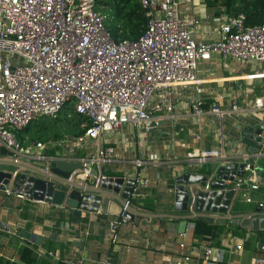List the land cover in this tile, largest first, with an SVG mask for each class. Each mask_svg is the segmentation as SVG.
<instances>
[{
  "label": "built area",
  "instance_id": "2783aa9c",
  "mask_svg": "<svg viewBox=\"0 0 264 264\" xmlns=\"http://www.w3.org/2000/svg\"><path fill=\"white\" fill-rule=\"evenodd\" d=\"M140 2L148 16L145 32L137 40L117 41L107 27L108 14L97 10L96 0H0V150L5 147L15 157L40 165L56 157L74 161L76 149L119 133L125 125L141 128L147 121L164 120L173 110L175 88L199 84L200 61L207 53L238 63L257 62L264 79V24L247 25L244 14L233 15L221 21L220 39L199 40L196 28L201 21L183 16L179 0ZM68 103L82 117L83 133L31 139L27 144L18 136L40 117L56 119ZM191 110L199 118L210 113L221 125L227 115L249 109L236 101L228 108L214 101L205 110L195 99ZM251 110L264 112L263 97L255 99ZM55 146L69 156L50 155L48 148ZM112 152L103 148L100 158L79 159L84 165L80 178H94L86 162L110 163ZM193 158L199 164L230 159L224 148L203 150ZM245 171L248 174L227 185L241 190L248 184L249 190H258L256 162L248 163ZM141 184L147 187L150 181L142 179ZM5 193L16 200L25 198L11 190ZM244 197L252 201L247 191ZM130 222L124 207L120 217L108 222L109 239L115 241L119 228ZM10 233L19 235L18 230ZM212 252L205 248L206 261ZM42 254L53 257L54 251ZM190 260L186 255L176 264ZM251 264H264V245Z\"/></svg>",
  "mask_w": 264,
  "mask_h": 264
},
{
  "label": "crops",
  "instance_id": "0c3cea01",
  "mask_svg": "<svg viewBox=\"0 0 264 264\" xmlns=\"http://www.w3.org/2000/svg\"><path fill=\"white\" fill-rule=\"evenodd\" d=\"M179 2L183 16L200 19V25L196 28L199 40L220 39L221 21L233 16L226 12L225 6L216 4L215 0H211V4L208 0H179ZM260 72L261 65L257 62L238 63L225 60L218 53H207L200 61L199 84L177 87L174 90L173 110L166 113L165 119L175 118L180 127L179 131L175 130L174 122L163 125L161 132L157 129L149 131L146 124L141 128L125 125L119 133L103 136L104 150L113 149L109 154L111 162L103 165L104 171L108 174L119 173L129 177H139L140 194L133 193L130 196L131 200L148 197L155 199L154 210L134 207V211L138 213L135 221L130 220L129 224L122 225L115 241L109 239L107 233L108 222L120 217L124 212L119 196L105 197L98 213L83 211L82 221L78 223L71 210L27 197L17 200L11 197L9 204L6 205V193L0 190V244H2L0 254L5 259L16 258L18 247H21L24 241L38 246L39 253L42 254L46 250L45 241L55 232L53 228L58 213L63 212L67 218L66 223L70 226L68 228L65 224L56 231L57 236L53 240L58 242V247L51 258L55 264L58 262L77 264L81 259L85 261L84 264H101L107 261L111 264H176L186 255H189L191 260L183 264H251L259 254L260 247L263 246L261 239L264 230L259 233L251 231L247 218L264 202V179L258 178L260 184L258 190H249L250 185H244L233 208L232 220L225 223L214 221L215 224L225 226V231L220 236L212 238L208 235L203 239L195 237V219L188 221L185 234H178L177 229L181 219H172L171 215L185 213L174 209L172 183L183 166L187 163H196V158L193 157L203 150L224 148L231 159L240 157L238 153L240 149L245 151L246 145L237 143L241 131L246 125L260 121L264 116L263 111L251 110L256 98L264 99V79ZM195 99H200L205 110H208L214 101L219 102L224 108H228L233 101H236L241 107L249 110L227 115L220 125L219 119L210 113L200 118L192 113L191 106ZM66 112L65 114L62 111L59 115V119L64 121L63 124L67 125L71 121L79 124L77 115L70 114L68 110ZM65 125L64 128L61 127L63 132L71 136L78 135V131ZM56 132L59 137L66 134L60 135L59 130ZM164 132H170L172 136ZM98 147V140L91 141L76 149L72 157L77 161L81 158L97 156ZM47 152L53 156L62 154L64 157L69 156L65 149L58 146L49 147ZM215 160L212 158L208 163L211 164ZM97 167L98 164L92 165L93 169ZM200 168L201 165L193 166L194 170ZM142 179H148L149 186H143ZM89 182L94 185L97 177L94 175ZM245 191L250 193L252 201L246 200ZM21 205L30 206L28 218H22L21 213L26 211L19 208ZM214 216L225 217L221 214ZM5 227L8 229L5 230ZM77 229L80 230L81 237H85L84 247L75 237L74 230ZM14 230L19 232L17 243L11 242V239L16 237L10 233ZM26 230L41 235L42 244L37 245L21 237L20 233ZM4 232L9 234L8 238L3 237ZM67 242L70 243L68 249L63 250L60 245ZM207 247L213 250L209 261L204 259V251Z\"/></svg>",
  "mask_w": 264,
  "mask_h": 264
},
{
  "label": "water",
  "instance_id": "95a60500",
  "mask_svg": "<svg viewBox=\"0 0 264 264\" xmlns=\"http://www.w3.org/2000/svg\"><path fill=\"white\" fill-rule=\"evenodd\" d=\"M175 124V130L179 131V124L175 119L150 120L146 122L149 131L157 129L165 124ZM164 134L172 136L170 132ZM237 143L246 145L245 151L240 149V157L236 159L215 160L209 164L187 163L183 169L173 178L172 189L174 192V209L184 212V215H171L172 219H181L178 224V234H185L188 221L192 219L215 220L225 223L232 220L235 207L241 190H235L227 185L228 181H235L237 177L246 174L245 166L256 162L257 174L264 179V116L260 121L246 125L241 131ZM97 157H101L104 148L102 137L98 140ZM207 164L206 166H204ZM201 165L199 170L193 166ZM87 167H92L91 162H86ZM84 173V165L79 160H64L56 157L38 165L14 156L3 147L0 150V190H11L13 193L24 194L25 197L58 207L71 210L76 221L81 223L83 211L90 213L100 212L101 204L105 197L119 196L126 208V216L135 221L138 213L131 202L133 193L140 194L139 177H129L125 174H108L99 163L97 168H92V173L97 177V182L92 185L89 179H81ZM264 190V188H263ZM115 197V198H116ZM11 197L5 199L9 204ZM262 204V205H261ZM255 208V213L247 219L249 229L253 232L264 230V202ZM225 215L215 218L214 215ZM69 228L70 224L65 223ZM8 227H5L7 230ZM79 244L84 247L85 237H81L80 230H74ZM20 236L37 245L42 244V236L31 231H23ZM57 232H53L51 238L55 239Z\"/></svg>",
  "mask_w": 264,
  "mask_h": 264
},
{
  "label": "trees",
  "instance_id": "16d2710c",
  "mask_svg": "<svg viewBox=\"0 0 264 264\" xmlns=\"http://www.w3.org/2000/svg\"><path fill=\"white\" fill-rule=\"evenodd\" d=\"M96 1L97 10L101 12L107 9L111 10V14L108 15L107 27L111 32L112 36L115 38V40L119 41L125 38L130 40H137L145 32L146 25L148 22V16L146 13V9L142 6L140 0ZM208 1L210 4L212 3L211 0ZM215 2L216 4L225 6L226 12H228V14L230 15L244 14L246 16L247 25L253 26L258 24H264V0H215ZM68 104H66L63 109L67 108ZM73 110L74 114L79 117L80 125L82 117L75 112L74 106ZM59 118L60 116H58L56 119H51L54 120V122H57L60 120ZM30 126L31 125L26 127L23 131H27ZM81 133H83L82 130ZM18 134L22 135V131ZM154 201L155 199L149 197L131 200V202L136 204L137 206L149 210L155 209ZM19 208H22L27 212L21 213L22 218H28L30 206L21 205L19 206ZM58 215V218L55 219V226L53 228L55 231H59L62 227H64L67 220L66 215L63 212H59ZM194 221V234L195 237L199 239H203L208 235H210L212 238H216L225 231V226L223 224H215L214 222H211L208 219H195ZM28 228L29 227H27V229ZM2 235L4 238L9 237V234L6 232L2 233ZM18 239L19 235H16V237H13L11 239V242L17 243ZM261 243L264 245V236L261 239ZM69 244V242L62 243L60 247L63 250H67ZM1 245L2 244H0V247ZM44 246L46 248V251H55L58 247V242L49 238L45 241ZM51 258L52 257L48 254L39 253L38 246L31 244L28 241H24L23 245L21 247H18L17 257L14 261L5 259L3 256L0 255V264H55L54 262H52ZM57 264L66 263L58 262Z\"/></svg>",
  "mask_w": 264,
  "mask_h": 264
},
{
  "label": "rangeland",
  "instance_id": "374dc122",
  "mask_svg": "<svg viewBox=\"0 0 264 264\" xmlns=\"http://www.w3.org/2000/svg\"><path fill=\"white\" fill-rule=\"evenodd\" d=\"M103 12L108 14V15L111 14L110 9L104 10ZM66 110H68L70 114H73L74 113L73 104L70 103L67 105V108L63 109V112L65 114L67 113ZM68 118L72 120V118H70V117H68ZM53 122H54V120H52L51 118L40 117L31 124V126L29 127V129L27 131H22V135L18 134V136L20 138L21 137L25 138V140H26L25 144H27V142H29L31 139H33V140H41L42 139V141H47L49 139L54 140L53 138H57V137H58V139H60V138H63L65 136H71V134L63 132L64 130L62 128H64V125H65V124H63V122H64L63 119H60L59 122H57L55 124H53ZM44 123H45V127H44ZM66 126L68 128H71L72 130H75L76 132L78 131L77 132L78 134L81 133V132L79 133V130L81 131L80 125L77 124L76 121H71L70 123L65 125V127ZM57 130H59L60 135L61 134L63 135L64 133H66V134H64L63 137H59V135H57V132H56ZM55 140H57V139H55Z\"/></svg>",
  "mask_w": 264,
  "mask_h": 264
}]
</instances>
